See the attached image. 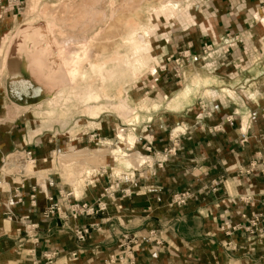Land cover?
<instances>
[{"label": "crops", "instance_id": "0c3cea01", "mask_svg": "<svg viewBox=\"0 0 264 264\" xmlns=\"http://www.w3.org/2000/svg\"><path fill=\"white\" fill-rule=\"evenodd\" d=\"M216 3L221 35L227 33L228 40L218 41L222 37L217 34L208 37L214 42L208 41L216 47L228 43L227 53H215L209 60L190 65L194 70L205 68V78L204 74L185 78L184 67L181 79L188 82L184 89H171L181 79L172 84L175 80L170 71L159 76L158 91L167 102L165 107H146L133 152L119 157L126 165H120L123 169L118 171L108 161L105 168L96 164L97 171L113 173L115 169L120 176L117 181L99 174L92 177L90 187L68 185L63 174L51 168L58 149L53 145L43 149L41 141L30 135L25 107L11 105L6 99L4 78L0 165L6 156L20 157L19 152L26 149L34 168L24 182L20 201L12 197L10 181L0 177V264H46L45 255L52 257L51 264H118V257L121 264H230V256L236 254H241V264H264L260 219L264 216V90L241 87V64L262 60L251 56L245 39L241 43L256 0ZM245 107L259 108L243 113ZM61 144V149L67 145ZM80 153L82 150L75 154L81 158ZM96 156L95 160L101 159ZM44 179L52 181L46 191L53 201L67 194L68 201L92 203L109 183L117 182L119 189L105 200L103 214L65 225L57 216H41L48 205L42 194L37 193L35 206H29L30 188L34 183L41 186ZM183 191L192 195L186 205H170V196ZM25 216L37 226L35 243L25 242L20 220ZM254 218L257 226L249 234L245 229H252L249 224ZM236 225L241 230H232ZM70 226L93 228L83 243H76Z\"/></svg>", "mask_w": 264, "mask_h": 264}, {"label": "rangeland", "instance_id": "374dc122", "mask_svg": "<svg viewBox=\"0 0 264 264\" xmlns=\"http://www.w3.org/2000/svg\"><path fill=\"white\" fill-rule=\"evenodd\" d=\"M216 1L3 0L0 3V92L7 76L5 62L11 54L20 57L21 70L33 78V83L51 92L50 99L25 107L24 115L31 124L27 130L41 141L40 146L47 150L53 145L58 149L51 168L63 174L68 185L90 187L92 177L99 174L111 175L113 181L119 179L115 169L113 173L106 172L107 169L97 171L96 164L105 168L108 161L117 165L118 171L123 169L120 165H126L119 157L133 152L136 131L141 130L146 118V107H165L167 102L158 91L159 76L167 71L173 74L172 61L178 52L189 48L190 53H198L202 40L212 43L215 40L208 37L217 34L222 37L218 41L228 40L227 33L221 35ZM251 9L241 43L245 39L251 56H261L262 60L241 64V87L264 90V0H256ZM221 47L215 46V50ZM184 67L185 78L199 74L205 78V68L200 71L190 65ZM173 79L175 84L181 77ZM186 86L188 82L181 79L171 89ZM257 108L245 107L243 113ZM123 110L128 112L127 116ZM16 113H20L17 108ZM119 136L132 141L125 143ZM62 142L67 143L64 149ZM75 144L77 147L71 148ZM80 150L82 160L72 162L76 164L74 170L69 171V165H58L59 155ZM96 155H101V159L95 160ZM254 166L252 162L249 165ZM239 226L232 230H241ZM262 236L264 248V231ZM230 257V264H241V254Z\"/></svg>", "mask_w": 264, "mask_h": 264}, {"label": "built area", "instance_id": "2783aa9c", "mask_svg": "<svg viewBox=\"0 0 264 264\" xmlns=\"http://www.w3.org/2000/svg\"><path fill=\"white\" fill-rule=\"evenodd\" d=\"M236 41V38L233 37ZM229 49V44L223 42L222 47L218 50H215V46L212 43L206 44L203 43L200 47V51L198 53H190L189 48L180 51L177 54V57L172 61L174 65L172 68L173 74L172 78H180L182 73L181 70L184 66L194 65L198 62H201L205 59H208L211 55H215V53L220 52L221 55L227 53ZM163 70V69H162ZM171 72V71H170ZM244 142V139L241 138V143ZM148 151V148L145 149ZM20 157L15 156L13 158L5 157L1 161L0 165V177L9 180L11 186H14L12 190V197L20 201L22 192L24 191V182L29 180L30 172L34 168V160L31 157V152L26 149H22L20 152ZM29 169V170H28ZM264 169V165L262 166ZM52 186V181L48 179H44L42 185H38L34 183V185L30 188V194L28 196L29 206H35V196L37 193L42 194L43 199L48 203L46 208L42 212L43 218H49L52 216H57L62 222L66 225L68 222L75 221L79 218L83 217H94L96 215H101L106 211V202L105 200H110L113 198L114 193L119 189L117 182L109 183L105 188L102 189L101 193L97 195L95 201L92 203H87L84 201H68L67 194L64 196H60L59 201H53L50 195L47 193L46 188ZM2 189L0 188V191ZM11 191V190H10ZM6 190L7 193L10 192ZM126 194V192H124ZM192 195L189 191H183L174 193L170 196V204L175 207L184 206L190 199ZM262 221H264V216L260 217ZM21 226L23 227V232L25 235V242L27 243H35L36 239V224L29 223L28 218L21 217ZM258 219L254 218L250 221V229H245L246 232L252 234L253 229L257 226ZM68 226V225H67ZM93 226H70L68 227L72 237L74 238L76 243H83L85 239L89 236ZM250 230V231H249ZM112 258V257H110ZM46 264H51L52 257L47 255L44 256ZM122 258H117V263L121 264Z\"/></svg>", "mask_w": 264, "mask_h": 264}, {"label": "water", "instance_id": "95a60500", "mask_svg": "<svg viewBox=\"0 0 264 264\" xmlns=\"http://www.w3.org/2000/svg\"><path fill=\"white\" fill-rule=\"evenodd\" d=\"M5 71L7 75L4 83L5 97L10 103L27 107L51 98V92L44 91L33 83V78L21 70L19 56L11 54L7 57Z\"/></svg>", "mask_w": 264, "mask_h": 264}, {"label": "bare ground", "instance_id": "6f19581e", "mask_svg": "<svg viewBox=\"0 0 264 264\" xmlns=\"http://www.w3.org/2000/svg\"><path fill=\"white\" fill-rule=\"evenodd\" d=\"M263 22H264V19H263ZM37 53V52H36ZM75 57V56H74ZM55 72V71H54ZM57 74V73H56ZM124 111V113H125V115L127 116L128 115V112L126 111V110H123ZM120 137V139L122 140V141H124L125 143H126V141H129V142H131L132 140H130V139H126L124 136L122 137V136H119ZM84 153V152H83ZM121 153V152H120ZM85 154V153H84ZM106 154V153H105ZM125 155V154H124ZM88 156V155H87ZM93 156V155H92ZM123 156V155H122ZM80 156L78 155V154H68V155H65V156H63V155H60L59 156V158H58V165L60 166V167H63L62 165H69V171H71V170H74V165H76V164H74V163H72L73 161H81L82 159L81 158H79ZM91 157V156H90ZM118 157V156H117ZM121 157V156H120ZM84 158V157H83ZM88 158V157H87ZM127 158V157H126ZM87 160H83V162L85 163ZM116 161V160H115ZM114 161V162H115ZM120 163V162H119ZM122 163V162H121ZM120 163V164H121ZM126 163V162H125ZM55 164V163H54ZM123 164V163H122ZM57 166V165H56ZM73 166V167H72ZM84 166V165H83ZM55 168H57V167H55ZM66 169V168H65ZM71 169V170H70ZM65 174V173H64ZM66 176V175H65Z\"/></svg>", "mask_w": 264, "mask_h": 264}]
</instances>
